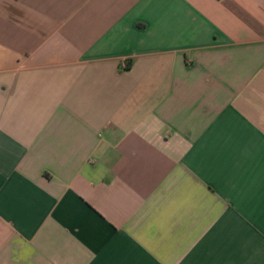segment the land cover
I'll use <instances>...</instances> for the list:
<instances>
[{
  "label": "crops",
  "instance_id": "obj_1",
  "mask_svg": "<svg viewBox=\"0 0 264 264\" xmlns=\"http://www.w3.org/2000/svg\"><path fill=\"white\" fill-rule=\"evenodd\" d=\"M0 264H264V0H0Z\"/></svg>",
  "mask_w": 264,
  "mask_h": 264
},
{
  "label": "trees",
  "instance_id": "obj_2",
  "mask_svg": "<svg viewBox=\"0 0 264 264\" xmlns=\"http://www.w3.org/2000/svg\"><path fill=\"white\" fill-rule=\"evenodd\" d=\"M130 68V63H125L124 67H123V71H127Z\"/></svg>",
  "mask_w": 264,
  "mask_h": 264
}]
</instances>
